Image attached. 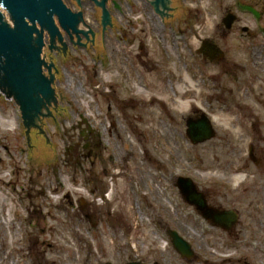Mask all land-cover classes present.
Segmentation results:
<instances>
[{
    "label": "rangeland",
    "instance_id": "1",
    "mask_svg": "<svg viewBox=\"0 0 264 264\" xmlns=\"http://www.w3.org/2000/svg\"><path fill=\"white\" fill-rule=\"evenodd\" d=\"M178 1L166 24L142 0H109V21L95 3L82 8L92 33L70 57L50 54L60 98L30 136L39 131L52 144L37 143L32 184L21 150L28 125L0 92V264H264V0ZM204 43L223 58H202ZM202 114L216 137L194 145L187 122ZM78 119L102 133L83 173L65 158L71 145L87 143L72 130ZM49 168L61 175L48 179ZM178 177L191 178L211 207L237 212V224L225 231L202 219L172 184ZM167 228L191 243L195 258L175 251Z\"/></svg>",
    "mask_w": 264,
    "mask_h": 264
},
{
    "label": "flooded vegetation",
    "instance_id": "2",
    "mask_svg": "<svg viewBox=\"0 0 264 264\" xmlns=\"http://www.w3.org/2000/svg\"><path fill=\"white\" fill-rule=\"evenodd\" d=\"M5 0H0V25H4L6 24L11 30H14V32H16L17 29V18H15L10 10L6 7L5 5ZM63 2V4L66 6V8L68 10H70L72 15H76V14H80V16L83 15V17L85 16V13L81 12L82 8H86V6L88 4L95 3V0H69L66 2V0H61ZM144 1V0H142ZM155 5H157V2L154 1ZM96 4V3H95ZM237 6H242V4L240 2L236 3ZM107 2H106V7L108 8ZM113 7H115L116 9L119 8L120 6L118 5V1H114L113 2ZM97 8L100 7L99 5L96 6ZM151 8H153L152 6H150ZM254 7V6H253ZM101 8V7H100ZM106 8V9H107ZM258 12H259V17L258 20L262 19V12L257 9L256 7H254ZM102 9V8H101ZM103 11V9H102ZM233 11V10H232ZM231 10L229 11L232 12ZM4 13H6L9 16V21L5 20L4 17ZM106 17L109 19H113L112 17V13L109 9H107V12H105ZM234 13V12H233ZM47 16L51 17V24L48 22H45L44 26H40L37 24L32 23L29 18H25L24 21L25 23H27L28 25L25 26V29L21 28V33L23 34H17V35H12L11 41L12 43L10 45H5L2 46V50H0V92L1 90H6L8 91L10 94H13L15 92V86L14 84H12L11 79H17L16 76H18L20 74V76L24 77L25 75H29L28 78H25L26 81H22L20 82V85H17V89L20 90H24V92H28L31 91L33 92V87L37 85V83L40 81L42 83L43 88L45 87V98L46 99V105H48V102H51L52 100H50L49 98H51V91H50V84L51 82H55L54 78L52 77L50 70L52 68L51 65H49L50 60L48 61V58H51L52 56L50 54H55V56H62L63 58L66 57H70L71 55V50H75L76 51V45H80L81 44V40H78V34L76 33V35L74 37L71 38V33H66L68 30H71L72 28H70L68 26V29H66L60 22V18L58 15H56L53 11V9L51 10H47ZM11 22V23H10ZM56 22L59 23V25H61L60 29H58ZM80 19H79V23H80ZM110 23V22H109ZM37 26H39L41 28V33L38 36H35L34 32L36 31ZM43 30L47 31L45 33H47V37L42 36V32ZM73 30V29H72ZM66 31V32H65ZM88 32H90V30H88ZM73 33H75V31L73 30ZM60 34V35H59ZM59 35V36H58ZM64 36L66 37L64 39ZM91 36H93L92 34H90V36L88 38H86L87 43L90 42V39L92 38ZM59 40V43H61L60 45L56 44L55 41ZM70 45L69 47L67 46L68 44H66V42ZM202 46L199 48V50L197 51V54L201 55L202 58L204 59H209L210 60V56L213 55V53H211L210 51H205L207 54L204 53H200ZM49 52V53H48ZM211 61V60H210ZM212 62V61H211ZM46 64V65H45ZM43 66H46V70L48 71L47 74H49L50 76L48 77H42L40 75V70L42 69ZM53 71V69L51 70V72ZM7 72L9 74H7ZM7 75H9L10 79L6 81V77ZM27 75V76H28ZM26 76V77H27ZM15 77V78H14ZM42 77V79H41ZM28 79V80H27ZM10 81V86H7V83ZM53 89V101H54V95H55V103L50 107V109H52V107L56 104V102L59 101V96L58 94H55V88L52 86ZM34 93V92H33ZM57 93V90H56ZM51 98V99H52ZM131 98V102L130 101H126L123 102L124 106H126L128 103H132L133 101H135V99ZM14 101L18 104V101H16L14 99ZM113 101L116 102L113 98V94H111L110 96V104H113ZM25 102L28 101H24L21 102V104H19L21 106V108L24 107H28L27 104H24ZM31 103V105H29V107L33 105H36L35 109H38L42 103V101L39 100H33L31 99L29 101ZM118 102V101H117ZM1 103V101H0ZM121 105H123L122 103H119ZM134 105V104H132ZM131 105V106H132ZM45 106V105H44ZM38 113V112H37ZM37 113L33 114H29L27 118H25L26 121V126L29 125V123L31 125L27 126V127H38L39 125H42L43 128H45L44 122L46 121L45 119H42V117L38 120L37 118V122H36V115ZM48 114V113H46ZM55 122L57 123V118L55 120H51L48 119V122ZM83 121V122H82ZM77 120L75 121L71 127L72 130H74L76 132V129L80 130L81 132V136L87 140V143L81 147V143L77 142V146L75 145H71L70 148L66 149V155L65 158H67L68 160H70V162L74 163L75 168L78 167L79 170L83 173L84 169L82 167V160L85 162H88L89 160H93L94 158H96V150L97 147H101L102 146V133L94 126H92V124L90 122H88L86 119L84 120ZM47 122V121H46ZM48 124V123H47ZM116 123H113V126H115ZM117 126V125H116ZM24 128V136L26 138V147L27 149L21 148V150H23L22 156L25 155L26 159L30 160V164L25 167V172L28 173V177H29V182L30 184H32L33 181V168L35 167L33 165V154H34V149L35 147H37V143H44L46 146H51L52 144L50 143V139L49 136L47 137L46 134H42L41 132L37 131L35 138L31 139V133L32 132H28V128ZM48 141V143H47ZM76 143V142H75ZM4 151L6 152V155H11L10 154V148L8 146H4ZM42 157L45 156V154L41 155ZM2 161V160H0ZM29 167V168H28ZM33 167V168H32ZM19 169H21V167L19 166ZM76 171V170H75ZM12 172L14 173L13 175L16 176L17 173H15V170H12ZM60 171L58 170V168H49L47 171V178L48 179H52L54 176H60ZM60 178V177H58ZM0 181L2 180V176L0 175ZM175 181L176 178L173 180L172 184L175 187ZM48 184H50V181H48ZM29 189H32V187H30ZM47 188H45L44 190H46ZM14 190V189H13ZM28 193V191H27ZM44 195H46V192H43ZM68 197V195L63 196L64 199ZM69 198V197H68ZM68 204L73 208V210H76V200L74 199V197H70ZM59 209H62L63 206L62 204L57 206ZM74 215L76 216V212L74 213ZM85 216V215H84ZM87 218H92V216H90V214H86ZM170 228H167L166 232H165V236L168 235ZM168 237V236H167ZM145 263V262H144Z\"/></svg>",
    "mask_w": 264,
    "mask_h": 264
},
{
    "label": "water",
    "instance_id": "3",
    "mask_svg": "<svg viewBox=\"0 0 264 264\" xmlns=\"http://www.w3.org/2000/svg\"><path fill=\"white\" fill-rule=\"evenodd\" d=\"M157 2V5L155 7L162 13L167 19V14H178L179 10L181 8V5L183 1L178 0H154ZM6 7L10 10L11 14L17 18V29L16 32L14 30H11L6 24L0 25V50H2V46L10 45L12 43L11 38L12 35L17 34H23L21 33V28L25 29V26L28 25L25 23L24 19L27 17L29 20L34 23L44 26L45 22H48L51 24V17L47 16V10L53 9L54 13L59 16L61 24L68 29V26L72 28L75 33H73V30L71 29V32L73 36L78 34V40H84L81 31L90 32L92 33L91 29L82 26L81 23H79V17L80 14L72 15L70 10L66 8V6L63 4L61 0H5ZM106 2L109 4V0H95V5L100 6L97 9L99 10L101 16L106 14L107 7ZM171 7V8H170ZM107 8V9H106ZM252 10L251 8H247ZM253 11V10H252ZM81 12H83V9H81ZM5 20L9 21V16L4 13ZM236 17L229 15L224 22L226 23L227 27L230 28L232 24L234 23ZM109 19V18H108ZM11 23V22H10ZM52 25V24H51ZM58 29H60L61 25L57 24ZM47 31L43 30L42 36L47 37ZM41 28L37 26L36 31L34 32L35 36L40 35ZM60 35V34H59ZM58 35V36H59ZM66 37L64 36V39ZM56 43H59V40L57 39L55 41ZM66 42V41H65ZM66 44H68L66 42ZM69 45V44H68ZM210 51L213 53V55L210 56L211 61L221 60L223 58L224 53L220 51L216 46L211 45L209 43H204L202 46V49L200 50V53L207 54L205 51ZM217 55H219L217 57ZM50 58L47 60L49 61ZM46 65V64H45ZM7 74H9L7 72ZM28 75V74H27ZM25 75L24 77L16 76L17 79L13 78L11 79L12 84L15 86V92L13 93L15 98L20 102H25L24 104H27L28 107L22 108L24 118H27L29 114L37 113L36 115V122L43 116L44 108H50L51 102H48L49 104L46 105V99L45 97V87L43 88L42 83L39 81L36 86L33 87V92L28 91L24 92V90L17 89V85H20V82L26 81L25 78H28L29 75ZM40 75L42 77H49V74L47 72H44V66L40 70ZM27 76V77H26ZM41 77V79H42ZM15 78V77H14ZM6 81L10 79L9 75L5 78ZM28 80V79H27ZM23 83V82H22ZM55 82H51L50 84V91L53 94L52 86L54 87ZM7 86H10V81L7 83ZM52 94L50 95L52 98ZM39 100L42 101V105L35 109L36 105H31L29 102L31 99L33 100ZM51 98H49L51 100ZM45 105V106H44ZM35 116V115H34ZM38 118V120H37ZM27 121V120H26ZM29 125H31L29 123ZM28 125V126H29ZM41 125L38 127H29L30 132L35 131L38 129ZM187 136L194 145L205 143L209 140H212L216 137V131L212 125L211 120L206 116V114L201 115V119L199 120H192L189 119L187 122ZM253 149H250V153L252 155ZM176 187L178 188L182 198L184 201L189 204L190 206H193L196 208V210L199 212V214L206 219L207 221H210L213 225L216 227H220L225 231H230L238 222L239 216L238 213L232 210H223L220 211L218 209H215L214 207H211L208 204L207 196L204 192L200 191L198 185L189 177H178L176 180ZM168 235L172 239V245L175 251L181 255L183 258L187 260H192L195 258L196 254L192 248V245L187 242L183 237L179 235V233L175 230H169ZM111 264V263H109ZM128 264H144L139 261L130 262Z\"/></svg>",
    "mask_w": 264,
    "mask_h": 264
},
{
    "label": "bare ground",
    "instance_id": "4",
    "mask_svg": "<svg viewBox=\"0 0 264 264\" xmlns=\"http://www.w3.org/2000/svg\"><path fill=\"white\" fill-rule=\"evenodd\" d=\"M109 3H110V2H109ZM152 5H153V4H152ZM153 7H154V5H153ZM79 19H80V21H81L80 23H81L82 26H85V27H87V28L89 27V26L86 25L87 20H85L84 17H79ZM108 21H109V19H108ZM56 24H59V23L56 22ZM65 32H66V31H65ZM81 32H83V33H82L83 37L87 36V32H84V31H81ZM66 33H71V38L74 37L73 34H72V32H71V30H68ZM55 43H56V42H55ZM56 44H58V43H56ZM237 179L240 180V181H242V180L244 179V177H243V176H238Z\"/></svg>",
    "mask_w": 264,
    "mask_h": 264
}]
</instances>
